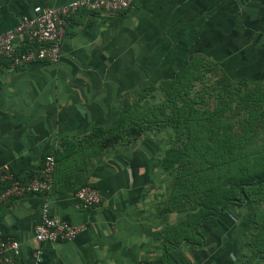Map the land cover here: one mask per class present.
Returning a JSON list of instances; mask_svg holds the SVG:
<instances>
[{
	"label": "crops",
	"instance_id": "0c3cea01",
	"mask_svg": "<svg viewBox=\"0 0 264 264\" xmlns=\"http://www.w3.org/2000/svg\"><path fill=\"white\" fill-rule=\"evenodd\" d=\"M73 1L0 0V34L35 7ZM212 74L264 88V0H136L118 14L80 10L57 64L2 72L0 167L27 182L52 155L56 171L51 193L0 203V239L21 246L0 264H36L38 251L40 264H264V200L227 203L210 218L206 208L204 221L195 209L187 223L180 203H167L152 155L86 139L112 126L130 95ZM83 186L100 192V205L81 206L75 195ZM47 206L86 230L69 242L38 243Z\"/></svg>",
	"mask_w": 264,
	"mask_h": 264
},
{
	"label": "rangeland",
	"instance_id": "374dc122",
	"mask_svg": "<svg viewBox=\"0 0 264 264\" xmlns=\"http://www.w3.org/2000/svg\"><path fill=\"white\" fill-rule=\"evenodd\" d=\"M226 90L232 91L231 108L224 102L229 98L226 96ZM175 95H177L175 101L170 102L167 99L168 94L160 88L149 90L146 99L131 109L136 122L131 119L128 127L135 129L134 134L129 132L130 129L123 131L118 135V142L113 145V149H141L152 155L153 157L149 158L153 159V165H158L160 175L166 183V192L169 196L167 203L170 205L169 202L177 200L181 213L188 223L190 214H195V203L199 204L197 209L200 213V207H204L205 199L208 197L206 192L212 193V188H205L198 183L202 179L197 177L196 181L192 176L195 170L211 172L212 179L204 180L216 181V188L220 191L231 188L234 192L233 183L242 182L241 180L254 181L257 176L264 177V88L253 85L240 87L239 84L229 83L212 74L203 75L193 87ZM139 97L137 94L130 95L125 102L134 104L139 101ZM183 104H188L199 112L195 114V111L193 116L203 117L202 112L213 113L219 106H222L224 111H220L216 120L204 115L202 118L204 121L201 120L200 124L201 129L197 131L187 126L185 118L175 122L174 113ZM225 125H231L233 135L241 139V148L234 152L235 155L238 153L243 155L244 161H236L224 167L225 155L220 158L225 170L212 171L215 168L213 165L218 163L213 164L212 152L209 153L207 147L202 144L206 140L214 150L221 146L217 133L219 128ZM256 165L261 169L256 170ZM215 174L217 177L214 178ZM200 220L199 217V223Z\"/></svg>",
	"mask_w": 264,
	"mask_h": 264
},
{
	"label": "built area",
	"instance_id": "2783aa9c",
	"mask_svg": "<svg viewBox=\"0 0 264 264\" xmlns=\"http://www.w3.org/2000/svg\"><path fill=\"white\" fill-rule=\"evenodd\" d=\"M136 0H74L63 8L33 9L31 17H23L12 30L0 34V74L7 70L23 68L32 63L57 64L61 58L62 44L66 28L71 18L80 10L97 14H118L131 9ZM0 83V95H1ZM56 171L55 157L45 158L40 173L24 182L10 170L0 167V203L30 194H48L53 191ZM84 209H92L100 205L102 196L92 186L81 187L75 195ZM84 225H74L54 217L48 206L43 211L42 222L36 227L35 240L38 243H58L74 240L84 232ZM21 246L13 239H0V263L5 252L20 254ZM35 263L42 261V252L38 251ZM9 262V260H7ZM146 264V263H135Z\"/></svg>",
	"mask_w": 264,
	"mask_h": 264
},
{
	"label": "trees",
	"instance_id": "16d2710c",
	"mask_svg": "<svg viewBox=\"0 0 264 264\" xmlns=\"http://www.w3.org/2000/svg\"><path fill=\"white\" fill-rule=\"evenodd\" d=\"M197 79H200V77H197L196 80ZM191 82H193V80L189 79L188 77H183V78H180L179 81L175 83H173L172 81L169 83L170 85L168 84L167 86H165V93L168 94V97H167L168 101L174 102L175 98H177V95L175 94L184 93V90H187L190 87H193V85H191ZM239 85L240 87H242L247 84L241 83ZM152 89H156V88L150 87L148 90L144 91L142 94H140L139 101L135 102L134 104H131L128 101L125 102L124 110L121 113V116L113 123L112 126L108 128H98L90 136L86 137V139H91V140L97 139L100 141L102 147L105 148V147L113 146L114 144H116L118 142V135H121V133L125 131L126 129H130L129 132L134 134L135 129L128 127L131 119L132 121L136 122L134 120V116H132L131 109L134 108V106H136L137 104H140L144 99H146V93ZM231 94H232L231 90H226V96L229 98H227V100L224 101L225 105L229 106L230 108H231V101L233 100ZM173 105L176 106V103H174ZM221 110H222V106H219V108H217V110H215L213 113H209L208 111L202 112V113L204 115L210 116L213 120H216L219 117ZM195 111L196 110H194V108L190 107L188 104L187 105L183 104V106H181V108H178L176 110V113H174L175 115V117L173 115L174 120L175 122L176 121L179 122V120H182L185 118L187 122V126L189 128H194L198 131L199 129H201V126H200L201 120L204 121L202 118L205 116L204 115L203 117L199 115L193 116ZM198 113H199L198 111L195 112V114H198ZM217 134L220 135V136L217 135V137L219 138V142L221 146H218L216 150L212 149L211 146L206 142V140H204V143L202 145H205L207 147L206 150H209V153L212 152L213 160H214L213 164L215 163L219 164V165L218 164L213 165L215 168H213L212 171H222L223 172L225 169L223 168L222 162L220 161L221 157H224L226 155L224 167L230 166L232 163L236 161L237 162L244 161L243 155L241 154L239 155V153L238 155H235V152H234L236 149L241 148L242 141L240 138H238V136L236 137L233 135V127L231 125H225L219 128V131ZM221 165L222 167H220ZM255 169L258 170L261 168H258V165H256ZM201 170L202 169L195 170V172H192V176L196 178V181H198L197 177L202 179L201 181L203 183L201 181H198V183H201V185L205 186V188H209V187L212 188V193L206 192V196L208 197L205 199L204 207L203 208L200 207V210L202 213L201 212L199 213L198 211V214L203 216L202 221L205 220V211H206L205 209L206 208L208 210V217L210 218L222 212L225 204L227 203L239 202L240 199H244V201H247L249 203V202H253L255 197H258L261 200H264V177L261 178L257 176L254 178V181L244 182L243 180H241L242 182L232 184L234 186L233 188H235L234 192L231 191V188L230 189L228 188V190L227 189L221 190V191H224V192H221L220 190H217L216 188V183H217L216 181L215 182H205L204 180V179H212L211 178L212 173L204 172V171L200 172ZM226 172L228 173L229 171H227L226 169ZM215 177H217L216 174L214 175V178ZM1 190H2V187L0 186V192ZM198 205H199L198 203H195L196 209L198 208Z\"/></svg>",
	"mask_w": 264,
	"mask_h": 264
}]
</instances>
